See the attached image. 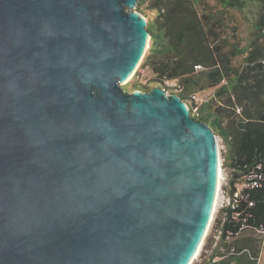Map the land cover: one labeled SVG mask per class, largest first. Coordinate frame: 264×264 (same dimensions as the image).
Instances as JSON below:
<instances>
[{
	"label": "water",
	"instance_id": "95a60500",
	"mask_svg": "<svg viewBox=\"0 0 264 264\" xmlns=\"http://www.w3.org/2000/svg\"><path fill=\"white\" fill-rule=\"evenodd\" d=\"M138 0H0V264H189L219 184L179 95L121 87Z\"/></svg>",
	"mask_w": 264,
	"mask_h": 264
},
{
	"label": "trees",
	"instance_id": "16d2710c",
	"mask_svg": "<svg viewBox=\"0 0 264 264\" xmlns=\"http://www.w3.org/2000/svg\"><path fill=\"white\" fill-rule=\"evenodd\" d=\"M220 1L223 9L241 3L239 0ZM199 2L201 0H138V10L142 14L148 12L147 29L151 34L142 66L150 70L154 82H176V95L185 102L215 88L214 99L218 97L226 105H235L233 99L237 97V104L243 109L238 117L240 120L234 117V111L230 113L233 118L230 114L223 115L221 105H202L196 114L191 113L194 119L207 123L227 143L229 154L225 165L233 171L229 185L233 192L236 183L245 175L264 174V72L262 78L256 79V89H250L247 78L248 72L253 70L250 65L254 58L247 59L248 67L244 70L232 66L231 57L235 52L225 51L220 45L225 42L223 10L201 13ZM124 89L129 92L151 90L132 81ZM225 120H228L227 125L223 124ZM252 198L256 204L251 211L256 219L249 222L259 225L264 223V181L261 187L252 191ZM237 230L238 226L227 224L223 237L228 231L236 233ZM227 245L229 249L235 248L234 254L213 262L217 256L213 253L203 264H257L261 254L258 238L237 237Z\"/></svg>",
	"mask_w": 264,
	"mask_h": 264
},
{
	"label": "rangeland",
	"instance_id": "374dc122",
	"mask_svg": "<svg viewBox=\"0 0 264 264\" xmlns=\"http://www.w3.org/2000/svg\"><path fill=\"white\" fill-rule=\"evenodd\" d=\"M239 1L241 2L240 4L236 3L235 5H232L227 9H223L220 0H201V2L198 3V8L201 11V13L202 12L207 13L208 11L212 12V11L223 10V17L226 26V29L223 33V35L225 36L223 38L225 39V42H221L220 45L222 49L225 51L235 52V54H233L231 57V64L233 67H238L240 70H244L246 69V67H248L247 59L250 56L254 58L255 61L252 62L250 65L253 68V70L251 71L248 70L249 76L247 78L248 86H250V89L254 90L256 89L257 77L262 78V74L264 72V0H239ZM134 10L139 12L148 21L147 11H145V13L142 14L138 10L137 6ZM149 47H150V43L147 46V48L149 49ZM237 50H241V52L240 51L238 52ZM143 60L141 61L140 66L142 65ZM153 79H155L154 76L151 74L150 70L145 67L141 74H138V69H137L134 76L129 81H123L121 83V87L122 89H124L126 85L131 81L137 85L143 84L146 87H148V89H152L153 87L156 86L163 87L167 85L166 82L157 83L154 82ZM175 84L176 82H171V85H167L169 94L177 93L175 86H173ZM216 89L217 88L199 93L196 95L197 99L191 98L192 100L186 102L188 104V108L190 109V112L196 114L202 105L204 106L208 105V107H210L211 105L212 106L221 105L224 109L223 115L230 114L234 111V113L236 114V116L234 115V117L240 120L239 115L240 113H243V109L240 108V106L237 104L238 103L237 97L233 99L234 102H236L235 105H226L225 103H223L224 101L221 100L220 98L217 97L214 99ZM239 95H242V92H239ZM263 98L264 96L262 97V99ZM260 100L261 98L258 99V101ZM231 118H233L232 115ZM223 124L227 125L228 120H225ZM216 137L219 148V158L221 159V161H223L225 165V159L229 154L228 152L229 148L227 143L223 140V138H221L218 135H216ZM226 168L228 169L229 167L226 166ZM215 217L217 220H219V215H216ZM240 237H252L261 240V254H260V261L258 264H264V242L262 241L261 236L252 231H245L242 235L238 236V238ZM203 260H205L204 253L199 258V260H196V262L199 261L197 262V264H199L202 263Z\"/></svg>",
	"mask_w": 264,
	"mask_h": 264
},
{
	"label": "built area",
	"instance_id": "2783aa9c",
	"mask_svg": "<svg viewBox=\"0 0 264 264\" xmlns=\"http://www.w3.org/2000/svg\"><path fill=\"white\" fill-rule=\"evenodd\" d=\"M145 67L138 66V74L143 72ZM137 71V70H136ZM167 85H171L170 81H166ZM163 86L167 95L169 94L168 88ZM176 87V84L173 85ZM140 92H143L139 90ZM176 95V94H174ZM197 99V97H195ZM225 168V169H224ZM259 168H261L259 166ZM233 176V171L227 169L223 161H219V192L216 201V209L213 214L211 223L209 225L207 234L202 244V248L197 255L193 264H197L196 260L204 253V258L209 257L214 253L213 262L217 261L220 257H227L235 253V248L229 249L227 243L234 241L239 235H242L245 231H252L261 236L264 242V223L259 225H251L250 220L256 219L255 214L251 209L255 206V201L252 198V191L261 187L264 181V174L259 172H252L245 175L241 181L236 183V188L233 192L229 190L230 179ZM216 215H219V220L216 219ZM217 220V222H216ZM227 224H234L238 226L236 233L228 231L226 237H223L224 227ZM225 239V240H223ZM205 260L202 261L203 264ZM260 261V257L257 260V264ZM196 262V263H195Z\"/></svg>",
	"mask_w": 264,
	"mask_h": 264
},
{
	"label": "bare ground",
	"instance_id": "6f19581e",
	"mask_svg": "<svg viewBox=\"0 0 264 264\" xmlns=\"http://www.w3.org/2000/svg\"><path fill=\"white\" fill-rule=\"evenodd\" d=\"M139 64L136 66V68H134V70L131 72V74L128 76V78L126 79V81H129L135 74L137 68H138ZM219 161H220V158H219ZM219 186H220V183L218 184V190H217V196H216V200H215V204H214V208H213V213L212 215L214 214L215 212V209H216V201H217V198H218V192H219ZM213 217V216H212ZM212 217H211V220H212ZM202 244H203V241L201 243V245L199 246L198 248V251L196 252V255L193 257V259L190 261L189 264H193V262L195 261V259L197 258V255L199 254L201 248H202Z\"/></svg>",
	"mask_w": 264,
	"mask_h": 264
}]
</instances>
